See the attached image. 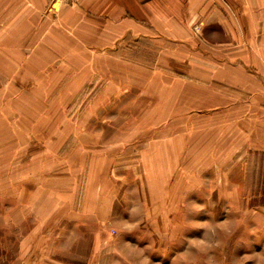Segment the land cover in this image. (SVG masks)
Listing matches in <instances>:
<instances>
[{
    "label": "rangeland",
    "instance_id": "obj_1",
    "mask_svg": "<svg viewBox=\"0 0 264 264\" xmlns=\"http://www.w3.org/2000/svg\"><path fill=\"white\" fill-rule=\"evenodd\" d=\"M213 4L106 39L0 0V264H264V0Z\"/></svg>",
    "mask_w": 264,
    "mask_h": 264
},
{
    "label": "crops",
    "instance_id": "obj_2",
    "mask_svg": "<svg viewBox=\"0 0 264 264\" xmlns=\"http://www.w3.org/2000/svg\"><path fill=\"white\" fill-rule=\"evenodd\" d=\"M20 1V0H19ZM26 6L44 7L53 0H21ZM213 0H79L63 5L59 16L94 38L148 37L156 31L168 38L187 37L189 24L209 21ZM185 28V29H183Z\"/></svg>",
    "mask_w": 264,
    "mask_h": 264
},
{
    "label": "built area",
    "instance_id": "obj_3",
    "mask_svg": "<svg viewBox=\"0 0 264 264\" xmlns=\"http://www.w3.org/2000/svg\"><path fill=\"white\" fill-rule=\"evenodd\" d=\"M79 0H53L52 1V8L51 10H57L63 5H74L78 2Z\"/></svg>",
    "mask_w": 264,
    "mask_h": 264
}]
</instances>
